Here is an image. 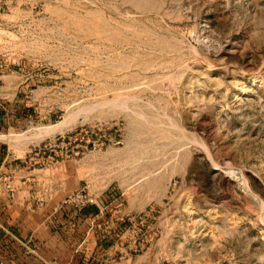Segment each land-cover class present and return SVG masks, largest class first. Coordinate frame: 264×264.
I'll use <instances>...</instances> for the list:
<instances>
[{
    "label": "rangeland",
    "instance_id": "374dc122",
    "mask_svg": "<svg viewBox=\"0 0 264 264\" xmlns=\"http://www.w3.org/2000/svg\"><path fill=\"white\" fill-rule=\"evenodd\" d=\"M0 94L112 263L264 264V0H0Z\"/></svg>",
    "mask_w": 264,
    "mask_h": 264
},
{
    "label": "crops",
    "instance_id": "0c3cea01",
    "mask_svg": "<svg viewBox=\"0 0 264 264\" xmlns=\"http://www.w3.org/2000/svg\"><path fill=\"white\" fill-rule=\"evenodd\" d=\"M6 115L0 111V264H114L111 241L82 223L101 216V204L74 212L64 205L62 186L26 170L3 139Z\"/></svg>",
    "mask_w": 264,
    "mask_h": 264
},
{
    "label": "built area",
    "instance_id": "2783aa9c",
    "mask_svg": "<svg viewBox=\"0 0 264 264\" xmlns=\"http://www.w3.org/2000/svg\"><path fill=\"white\" fill-rule=\"evenodd\" d=\"M10 190H11V192H13L12 189H10ZM87 198H88V195H86V194H78L75 197L76 200H84V199H86V202H87ZM86 202H83V204L86 205Z\"/></svg>",
    "mask_w": 264,
    "mask_h": 264
},
{
    "label": "trees",
    "instance_id": "16d2710c",
    "mask_svg": "<svg viewBox=\"0 0 264 264\" xmlns=\"http://www.w3.org/2000/svg\"><path fill=\"white\" fill-rule=\"evenodd\" d=\"M1 147H2V149H3V148H5V146H4V145H2ZM2 153H3V152H1V154H2ZM1 154H0V158H1V156H2Z\"/></svg>",
    "mask_w": 264,
    "mask_h": 264
}]
</instances>
